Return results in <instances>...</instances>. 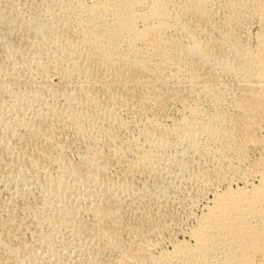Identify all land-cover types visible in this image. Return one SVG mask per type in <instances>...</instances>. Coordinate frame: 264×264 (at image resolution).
Wrapping results in <instances>:
<instances>
[{"label":"bare ground","instance_id":"1","mask_svg":"<svg viewBox=\"0 0 264 264\" xmlns=\"http://www.w3.org/2000/svg\"><path fill=\"white\" fill-rule=\"evenodd\" d=\"M0 264H264V0H0Z\"/></svg>","mask_w":264,"mask_h":264}]
</instances>
